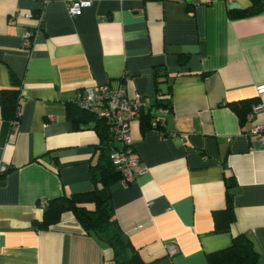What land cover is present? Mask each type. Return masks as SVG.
Instances as JSON below:
<instances>
[{
  "label": "crops",
  "instance_id": "obj_1",
  "mask_svg": "<svg viewBox=\"0 0 264 264\" xmlns=\"http://www.w3.org/2000/svg\"><path fill=\"white\" fill-rule=\"evenodd\" d=\"M74 1L84 0H0V94L17 91L19 103L13 137L0 104V264H118L70 211L39 225L40 202L100 188L119 147L71 99L84 87L121 83L128 96L168 109L159 131L131 124L141 172L108 186L128 254L144 264H207L245 235L264 264V145L251 131L263 116L250 119L264 102L256 92L264 0H85L91 6L71 18ZM255 2L260 13L229 16ZM36 28L23 48L24 31ZM236 103L251 105L243 123ZM228 199L233 222L216 231L214 213Z\"/></svg>",
  "mask_w": 264,
  "mask_h": 264
},
{
  "label": "trees",
  "instance_id": "obj_2",
  "mask_svg": "<svg viewBox=\"0 0 264 264\" xmlns=\"http://www.w3.org/2000/svg\"><path fill=\"white\" fill-rule=\"evenodd\" d=\"M261 5L259 2H255L248 9H232L229 11V16L231 18H245L256 15L261 12ZM0 104L3 113L6 111V114L10 115V121L19 120V115H17V109L19 107L17 91L2 90ZM157 104L161 106L163 103L158 99ZM238 105V103L231 104V107L243 123L246 120L247 112L251 109V105L248 103L242 104V107ZM73 109L92 119L101 129V136L109 138L104 122L98 120L89 112L81 111V109L74 106ZM150 116V113L142 116L140 119L141 124H149ZM110 167V169L102 167V171L99 173L100 178L98 179L101 187L97 190L77 193L70 197H60L48 201L42 222L39 226L48 227L55 225L58 223L62 213L70 211L86 232H92L108 243L113 250L114 258L118 264H144L136 251L128 254V251H131V245L122 239L121 232L113 217L112 208L109 204L108 186L112 181L121 179V176L113 169L111 164ZM89 202L94 204L92 210L87 209L84 205ZM232 222L233 210L230 199H228L226 209L214 213L216 231H227ZM207 264H258V254L247 237L245 235H239L233 239L232 244L228 248L208 255Z\"/></svg>",
  "mask_w": 264,
  "mask_h": 264
},
{
  "label": "built area",
  "instance_id": "obj_3",
  "mask_svg": "<svg viewBox=\"0 0 264 264\" xmlns=\"http://www.w3.org/2000/svg\"><path fill=\"white\" fill-rule=\"evenodd\" d=\"M90 1H74L67 5V13L71 18L78 17L83 10L90 7ZM37 28L26 29L22 36V46L30 49L33 44V38L38 33ZM257 95L264 94V85L256 88ZM158 100V99H157ZM149 98H144L138 93L128 96L124 83L112 86L110 84L92 85L82 88L71 99V102L86 112L93 114L98 120L105 123L108 136L119 144V147L112 150L108 159L113 169L121 176L124 185L134 181L137 174L141 172L139 161L134 156L131 137V124L138 122L143 114L150 113V129L161 130L164 125L163 117L168 113V109L157 104ZM254 115L261 114L262 121L256 122L252 127V134L262 145H264V102L254 104L252 107ZM17 115L19 112L17 111ZM18 120L10 122V137H13V128L17 125ZM163 136V132H160ZM6 168L0 167V177L4 174ZM41 207H46L47 202H40ZM170 254L176 252L175 247L170 248Z\"/></svg>",
  "mask_w": 264,
  "mask_h": 264
}]
</instances>
